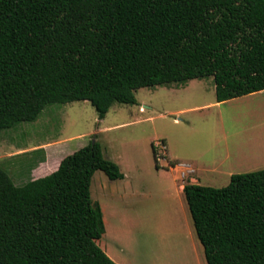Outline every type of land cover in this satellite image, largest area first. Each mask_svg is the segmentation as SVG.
Here are the masks:
<instances>
[{
    "label": "trees",
    "instance_id": "16d2710c",
    "mask_svg": "<svg viewBox=\"0 0 264 264\" xmlns=\"http://www.w3.org/2000/svg\"><path fill=\"white\" fill-rule=\"evenodd\" d=\"M206 77L218 103L264 91V0H0V135L49 105L103 120L139 89ZM98 171L125 177L97 140L21 187L0 167V264H117L98 246ZM184 195L208 264H264V170Z\"/></svg>",
    "mask_w": 264,
    "mask_h": 264
},
{
    "label": "rangeland",
    "instance_id": "374dc122",
    "mask_svg": "<svg viewBox=\"0 0 264 264\" xmlns=\"http://www.w3.org/2000/svg\"><path fill=\"white\" fill-rule=\"evenodd\" d=\"M136 98L114 104L103 120L88 101L47 106L36 122L0 135V167L21 187L34 169L48 176L97 140L125 176L93 177L92 201L106 224L98 246L117 264H208L178 180L191 174L221 189L231 175L264 170V91L218 103L206 77L142 88ZM157 142L166 146L156 149L159 169Z\"/></svg>",
    "mask_w": 264,
    "mask_h": 264
},
{
    "label": "crops",
    "instance_id": "0c3cea01",
    "mask_svg": "<svg viewBox=\"0 0 264 264\" xmlns=\"http://www.w3.org/2000/svg\"><path fill=\"white\" fill-rule=\"evenodd\" d=\"M204 79V78H203ZM187 83V82H186ZM83 148V147H82ZM46 154H47V152H46ZM73 154V153H72ZM67 157V156H66ZM65 158V157H64ZM63 158V159H64ZM62 159V160H63ZM61 160V161H62ZM61 161H60V163H61ZM60 163H59V165H60ZM181 167V164H178V165H176V166H172V167H170L173 171H178L179 170V168ZM58 168H59V166H58ZM46 174H45V171H38V170H36V169H34L33 170V176H34V180H36V179H39V178H43V177H46L45 176ZM50 175V174H49ZM232 176L233 175H231V178H232ZM231 178H230V182H231ZM122 180H124V179H122ZM178 181H180L181 183H179V190H180V192H184V187H185V185H187V184H189V183H191V184H198V185H200V180H196L195 178H193L192 177V175L191 174H183L182 176H181V178L178 180ZM116 262H118V261H116ZM121 264V263H120Z\"/></svg>",
    "mask_w": 264,
    "mask_h": 264
},
{
    "label": "built area",
    "instance_id": "2783aa9c",
    "mask_svg": "<svg viewBox=\"0 0 264 264\" xmlns=\"http://www.w3.org/2000/svg\"><path fill=\"white\" fill-rule=\"evenodd\" d=\"M155 150L156 149H161L164 153L166 151V146L163 142H157L154 146ZM157 157L160 158V156H158V153H157Z\"/></svg>",
    "mask_w": 264,
    "mask_h": 264
}]
</instances>
